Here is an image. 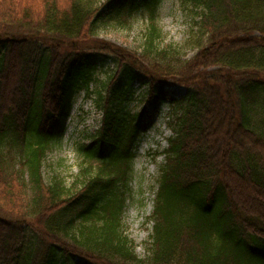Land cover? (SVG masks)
Wrapping results in <instances>:
<instances>
[{"label":"trees","instance_id":"obj_1","mask_svg":"<svg viewBox=\"0 0 264 264\" xmlns=\"http://www.w3.org/2000/svg\"><path fill=\"white\" fill-rule=\"evenodd\" d=\"M160 1L0 0V264H264V0H183L206 36L189 60L160 47ZM139 13L141 52L98 37ZM81 92L101 125L73 182L46 183ZM164 103L171 137L141 259L124 218L136 145Z\"/></svg>","mask_w":264,"mask_h":264},{"label":"rangeland","instance_id":"obj_2","mask_svg":"<svg viewBox=\"0 0 264 264\" xmlns=\"http://www.w3.org/2000/svg\"><path fill=\"white\" fill-rule=\"evenodd\" d=\"M98 1L103 4L106 0ZM197 12L200 10L188 7L183 0H161L157 11V23L162 31L160 47L172 45L179 49L183 59H191L198 52L199 46L206 43V36L199 32L195 24L199 21ZM148 26V16L139 13L126 26L112 24L102 29L98 37L132 53H139L143 48ZM106 67L100 73L101 78L105 77ZM215 69L217 68L210 70ZM134 89L135 96L144 93V87L139 84ZM168 90L176 97L185 94V88L175 83ZM129 106L133 111H138L140 107L136 101ZM169 114L167 103L158 112L151 110L146 118L148 128L136 145L137 157L124 224L126 234L134 241L141 259L146 256L145 243L151 233V225L147 220L153 210L158 168L163 163V157L159 155L167 148V140L171 137L168 129ZM263 118L264 116L257 118L261 132H264V124L261 123ZM100 121L101 114L94 107L93 100L88 99L84 92L76 94L65 126L63 124L62 129H57V144L48 152L44 161L43 177L46 183H50L55 177L62 179L67 186L73 182L82 162L79 149L92 142L101 125ZM76 261L79 262V259Z\"/></svg>","mask_w":264,"mask_h":264}]
</instances>
